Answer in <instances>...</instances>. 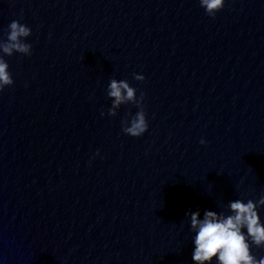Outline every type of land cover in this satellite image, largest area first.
Here are the masks:
<instances>
[{
	"label": "water",
	"instance_id": "water-1",
	"mask_svg": "<svg viewBox=\"0 0 264 264\" xmlns=\"http://www.w3.org/2000/svg\"><path fill=\"white\" fill-rule=\"evenodd\" d=\"M12 20L32 49L5 57L0 264H193L186 212L264 196V0H0V41ZM112 78L144 135L134 105L107 115Z\"/></svg>",
	"mask_w": 264,
	"mask_h": 264
},
{
	"label": "clouds",
	"instance_id": "clouds-1",
	"mask_svg": "<svg viewBox=\"0 0 264 264\" xmlns=\"http://www.w3.org/2000/svg\"><path fill=\"white\" fill-rule=\"evenodd\" d=\"M225 4V0H199L205 14L214 18ZM7 34L0 41V92L13 84L12 74L6 56L14 53L31 55L32 45L25 42L31 29L25 24L12 20L7 25ZM136 81H143V75L133 74ZM106 96L111 101L107 110L109 117H115L121 106L134 105L137 111L126 113L121 120V132L133 138L140 137L148 130V121L143 107L144 94L137 96V89L125 79L112 78L106 87ZM101 117L105 115L103 111ZM200 144L205 140L201 138ZM99 155L96 151L93 158ZM227 212L205 209L201 217L199 209L185 213L188 230L192 233L191 260L193 264H264V255L257 257L252 248H264V221L259 212L264 208V196L258 200L235 199L228 202Z\"/></svg>",
	"mask_w": 264,
	"mask_h": 264
}]
</instances>
